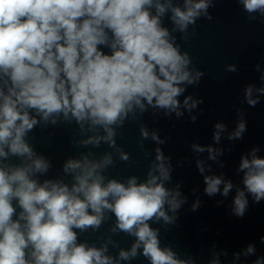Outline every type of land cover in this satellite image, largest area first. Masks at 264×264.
<instances>
[{
  "label": "clouds",
  "instance_id": "obj_1",
  "mask_svg": "<svg viewBox=\"0 0 264 264\" xmlns=\"http://www.w3.org/2000/svg\"><path fill=\"white\" fill-rule=\"evenodd\" d=\"M215 2L0 0V264H120L139 256L149 264H195L191 257L179 258L171 246H161L160 229L150 226L160 221L175 225V214L186 202L178 186L165 187L171 179V165L165 163L170 158L157 147L143 182L135 175L121 180L106 173L116 159L130 161L117 144L126 122H139L149 109L153 116L158 110L166 117L183 116L178 97L187 86H198L204 72L177 43V34L187 41L199 19H212L209 9ZM236 2L248 20H264V0ZM165 20L171 28L164 26ZM225 70L235 73L238 68L229 64ZM255 71L262 86L243 89L250 107L264 96V67L257 63ZM201 103L202 98L188 95L183 108L191 113ZM237 115L241 118L229 140L243 139L247 131L243 110L237 109ZM61 123H75L81 139L74 137L72 143L88 151L63 162V177L69 180H41L52 161L36 150L29 134ZM215 129L213 139L219 143L226 127L217 123ZM139 131L143 147L149 132L143 124ZM151 139L165 143L155 131ZM102 144L112 151L97 157L92 149ZM192 148L207 150L212 160L222 154L211 146ZM259 151L253 147L240 158L243 188H237L233 199L236 218L245 216L248 195L252 203L264 201V157ZM197 167L204 173L202 161ZM204 183L208 196L219 193L221 184L225 197L233 189L231 181L215 175H205ZM198 208L197 200L192 211ZM113 216L109 235L98 237L99 246L81 241V234L99 232ZM121 233L135 238L128 250L112 238ZM260 242L264 244V236ZM110 245L119 249L116 256L109 254ZM255 253L256 245L249 243L234 258ZM209 264H219L218 258ZM252 264H264V257Z\"/></svg>",
  "mask_w": 264,
  "mask_h": 264
}]
</instances>
